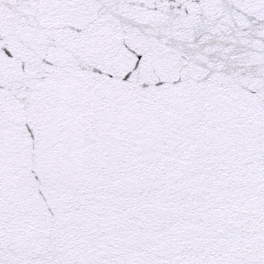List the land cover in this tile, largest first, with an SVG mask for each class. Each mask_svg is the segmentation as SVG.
<instances>
[{"label": "snow or ice", "instance_id": "snow-or-ice-1", "mask_svg": "<svg viewBox=\"0 0 264 264\" xmlns=\"http://www.w3.org/2000/svg\"><path fill=\"white\" fill-rule=\"evenodd\" d=\"M0 264H264V0H0Z\"/></svg>", "mask_w": 264, "mask_h": 264}]
</instances>
